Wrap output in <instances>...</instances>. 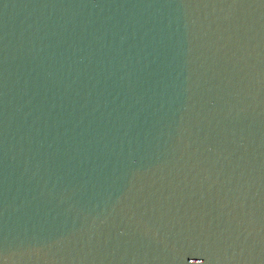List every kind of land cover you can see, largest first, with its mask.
Segmentation results:
<instances>
[{
    "label": "water",
    "instance_id": "obj_1",
    "mask_svg": "<svg viewBox=\"0 0 264 264\" xmlns=\"http://www.w3.org/2000/svg\"><path fill=\"white\" fill-rule=\"evenodd\" d=\"M0 264H264V0H0Z\"/></svg>",
    "mask_w": 264,
    "mask_h": 264
}]
</instances>
